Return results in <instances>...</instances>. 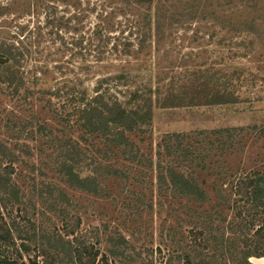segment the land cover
I'll list each match as a JSON object with an SVG mask.
<instances>
[{
  "label": "rangeland",
  "instance_id": "rangeland-1",
  "mask_svg": "<svg viewBox=\"0 0 264 264\" xmlns=\"http://www.w3.org/2000/svg\"><path fill=\"white\" fill-rule=\"evenodd\" d=\"M7 48L13 49L15 64L10 60L5 65L33 93L20 98L6 83H0V143L13 148L22 159L15 164L17 174L11 178L38 227L52 229L54 224L61 229L62 223L48 209L49 195L38 196L31 182L36 189L55 186L67 192L73 203L71 213L81 219L78 229L92 242L96 238L90 232L105 224L107 230L95 244L100 254L109 249L107 235L117 232L143 252L142 259L154 258L159 264L165 260L162 252L155 251L158 247L162 251L166 244L162 242L165 212L156 189L155 162L158 144L166 133L264 127V0H0V52ZM200 67L214 74L212 89L230 91L239 102L153 107L149 125L128 133L134 147L152 160V168L127 161L113 147L105 158L106 138L82 140L84 131L78 126L74 107L94 95L96 88L107 96L119 95L121 100L136 87L158 88L162 95L172 80L177 84L191 79V73ZM122 73L127 79L116 80ZM37 125L44 130L33 133ZM255 133H239L244 147L227 155L230 170L242 173L264 168V137ZM63 139L76 140L96 162L122 169L127 179L97 176L104 191L100 195L67 186L55 170L62 161L58 143ZM24 144L29 156L20 151ZM4 163L0 155V164ZM95 165L81 163L82 175H95ZM213 171L208 178L202 177L210 199L204 204L207 209H213L217 189L232 199L238 197L230 194L228 184L236 178L228 172L219 179L217 168ZM236 205L247 222L244 226L251 219L256 227L260 224L255 216H263L259 210L249 209L247 202L237 201ZM221 209L228 219L237 212L225 206ZM12 211L19 217L17 206ZM174 220L164 224L174 225ZM249 261L264 264V256Z\"/></svg>",
  "mask_w": 264,
  "mask_h": 264
},
{
  "label": "trees",
  "instance_id": "trees-1",
  "mask_svg": "<svg viewBox=\"0 0 264 264\" xmlns=\"http://www.w3.org/2000/svg\"><path fill=\"white\" fill-rule=\"evenodd\" d=\"M1 51L0 57L7 58L8 61L0 62L3 67L0 71V83H6V88L11 89L18 97L28 98L32 89L28 86L26 88V83L5 65L10 60L15 64L13 49ZM115 79L121 81L127 79V76L122 73ZM213 80L214 74L211 70L200 67L191 73V79H183L177 84L172 80L167 86L168 90L162 95H159L158 88L153 91L146 87H136L125 100H121L119 95L107 96L98 87L94 95L86 96V100L81 101V106L74 107L78 126L84 131L81 138L84 141H87L89 136L106 138L104 143L108 149L103 150L105 158L108 156V150L113 152L115 149L120 151L127 161L152 168V160L147 159L139 148L134 147L128 133L149 125L153 107L211 106L239 102L238 97L233 96L230 91L220 92L212 89L210 86L214 84ZM211 90L214 92H210ZM39 130H44V127L37 125L33 133ZM246 130H253L255 134L264 137V127L252 126L248 129L234 127L195 130L190 133H166L160 140L155 162L156 189L165 212L162 217V242L167 245H163L162 251L160 247L155 251L158 254L162 252V257L165 255L162 264H251L249 258L264 256V168L241 173L230 170L226 165L227 155L242 148L244 138L239 137V133ZM23 146L21 153L29 156L31 152L27 145ZM58 146L63 153L62 161L55 170L69 187L100 195L104 191L97 181V176L127 179V173L122 169L96 162L79 147L76 140L63 139L59 141ZM0 155L5 160L4 164H0V264L157 263L154 258L142 259L143 252L137 251L128 238L117 232L115 236L107 235L109 249L106 254H100L95 244L99 242V236L103 235L107 226L103 224L101 230L96 227L90 232V235L96 238V242H92L88 234L78 229L81 219L71 213L73 203L67 192L55 186L36 189L34 182L30 181L38 196L49 195L52 201H49L48 209L62 223L61 229H57L54 224L52 229H48V226L38 227L37 221L31 220L30 206L22 199L24 195H20L17 184L11 178L13 174H17L15 164L22 160L21 157L15 155L13 148L2 143ZM84 162L87 166L96 163L95 175H82L79 165ZM214 167L218 170L215 174L219 179L225 177L228 172L236 178L228 184L230 194L238 197L232 199L230 195L226 196L222 190L217 189L216 203L213 209H207L204 204L210 199L202 185V177L208 178L210 172L213 175ZM183 198L188 202L183 203ZM237 201L247 202L249 209L254 208L259 210L258 214H263L261 218L255 215L260 223L257 227L254 225L255 219H251V222L248 221L244 226L247 222L241 218L242 211L238 210ZM15 206L19 210V217L13 214L12 209ZM222 206H225L226 210L235 209L237 212L228 219L221 209ZM147 207L152 209V204ZM173 217L174 225L164 224ZM216 221L219 225L215 226ZM224 222L227 224L223 226ZM184 225L186 228L182 230ZM252 227L254 229L250 234ZM216 232L219 234L218 238ZM133 236L134 233L131 237ZM209 248H212V253L208 252ZM129 250H133V253ZM30 252H34L33 256ZM138 258L141 262H138Z\"/></svg>",
  "mask_w": 264,
  "mask_h": 264
},
{
  "label": "water",
  "instance_id": "water-1",
  "mask_svg": "<svg viewBox=\"0 0 264 264\" xmlns=\"http://www.w3.org/2000/svg\"><path fill=\"white\" fill-rule=\"evenodd\" d=\"M7 61H8L7 58H2V57H0V62L6 63Z\"/></svg>",
  "mask_w": 264,
  "mask_h": 264
}]
</instances>
